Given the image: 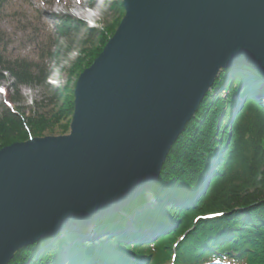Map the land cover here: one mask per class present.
Listing matches in <instances>:
<instances>
[{
    "label": "water",
    "instance_id": "95a60500",
    "mask_svg": "<svg viewBox=\"0 0 264 264\" xmlns=\"http://www.w3.org/2000/svg\"><path fill=\"white\" fill-rule=\"evenodd\" d=\"M74 89L70 132L0 149V264L152 192L222 71L264 78V0H123Z\"/></svg>",
    "mask_w": 264,
    "mask_h": 264
},
{
    "label": "trees",
    "instance_id": "16d2710c",
    "mask_svg": "<svg viewBox=\"0 0 264 264\" xmlns=\"http://www.w3.org/2000/svg\"><path fill=\"white\" fill-rule=\"evenodd\" d=\"M121 19L122 14L110 27L111 35L103 34L101 46L92 48L90 60L75 70L91 66ZM14 62L0 54V69L11 73L15 86L48 81L34 73L39 65ZM58 111L43 125L49 120L5 108L0 149L29 139L31 132L40 135L47 125L58 123L66 134L74 95H67ZM263 170L264 78L246 66L230 67L170 151L151 192V206L157 209L143 195L122 215L96 223L92 239L85 230H66L20 249L10 264H264ZM259 183L260 190L251 193Z\"/></svg>",
    "mask_w": 264,
    "mask_h": 264
},
{
    "label": "rangeland",
    "instance_id": "374dc122",
    "mask_svg": "<svg viewBox=\"0 0 264 264\" xmlns=\"http://www.w3.org/2000/svg\"><path fill=\"white\" fill-rule=\"evenodd\" d=\"M82 1L87 5L78 4ZM122 2L123 0H0V54L11 62L25 60L27 63L37 64L39 69L34 68V73L40 77H48V81L43 84L15 86L11 73L0 69L4 75L0 80V87L5 89L4 92L0 90V118L5 108H11L24 113L25 118L54 120L65 97L74 95L77 79L83 72L80 67L75 70V66L87 63L92 48L100 47L102 36L111 35L110 27L118 21L121 14L123 18L124 7L121 12L118 9ZM118 26L119 24L114 33ZM92 28L95 31H91ZM255 80L260 82V78ZM12 97L19 98V101L12 100ZM51 120L42 123L50 124ZM221 120H226L224 115ZM56 124L52 127L47 125L38 136L31 132L30 137L64 135L58 123ZM27 130L30 133V129ZM69 132L70 130L66 134ZM259 179L264 180V170ZM259 187L260 183L251 189V193L259 191ZM146 196L152 197L151 192ZM149 201L151 204L152 198ZM131 223L129 219L128 225ZM95 225L96 223L91 228ZM93 234L91 231L89 239L93 238Z\"/></svg>",
    "mask_w": 264,
    "mask_h": 264
},
{
    "label": "bare ground",
    "instance_id": "6f19581e",
    "mask_svg": "<svg viewBox=\"0 0 264 264\" xmlns=\"http://www.w3.org/2000/svg\"><path fill=\"white\" fill-rule=\"evenodd\" d=\"M78 4H80V5H87V4H85V2L84 1H82V3L81 2H78ZM95 6H96V4H95ZM187 128V127H186ZM186 130V129H185ZM185 132V131H184ZM183 132V133H184ZM180 138V137H179ZM179 140V139H178ZM149 199H151L152 197H148ZM154 198H152V200H153ZM151 201V200H150ZM153 202L155 203V200H153ZM152 202V203H153ZM150 206H151V204H150ZM152 207V206H151ZM153 209L155 208V209H157V206L156 205H154L153 207H152ZM129 222V221H128ZM90 230V231H89ZM85 231H87V234H91V231L93 232L94 231V228H89V229H86Z\"/></svg>",
    "mask_w": 264,
    "mask_h": 264
}]
</instances>
